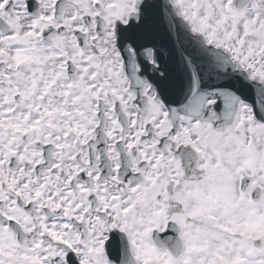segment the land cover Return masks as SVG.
I'll return each instance as SVG.
<instances>
[{"label": "snow or ice", "instance_id": "6c2138e0", "mask_svg": "<svg viewBox=\"0 0 264 264\" xmlns=\"http://www.w3.org/2000/svg\"><path fill=\"white\" fill-rule=\"evenodd\" d=\"M0 264H264V0H0Z\"/></svg>", "mask_w": 264, "mask_h": 264}]
</instances>
